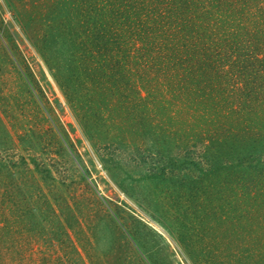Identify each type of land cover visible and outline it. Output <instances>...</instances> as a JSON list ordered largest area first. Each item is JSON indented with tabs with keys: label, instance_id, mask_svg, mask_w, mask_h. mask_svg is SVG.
<instances>
[{
	"label": "rangeland",
	"instance_id": "rangeland-1",
	"mask_svg": "<svg viewBox=\"0 0 264 264\" xmlns=\"http://www.w3.org/2000/svg\"><path fill=\"white\" fill-rule=\"evenodd\" d=\"M81 1L0 0L1 261L20 264L12 259L8 237L18 239L23 264H264V218L255 211L263 197L238 196L228 170H213L217 159L203 157L210 140L198 146L192 138L182 140L187 121L201 115L195 106L163 95L161 102L173 104L156 103L148 110L153 118L143 121L162 132L159 139L155 134L146 143L137 138V144H113L100 140V109L81 111L72 92L65 93L48 61L50 51L35 41L36 29L43 32L45 24L32 16L45 17L56 6L73 17L86 10ZM261 3L252 21H264ZM263 30L240 29L249 33L242 42L250 50L261 42V57ZM256 71L264 73L262 67ZM128 94L136 96L133 88ZM86 111L89 124L82 119ZM221 119L216 123L229 127L239 125L241 115ZM167 127H173L171 137L163 136Z\"/></svg>",
	"mask_w": 264,
	"mask_h": 264
},
{
	"label": "trees",
	"instance_id": "trees-1",
	"mask_svg": "<svg viewBox=\"0 0 264 264\" xmlns=\"http://www.w3.org/2000/svg\"><path fill=\"white\" fill-rule=\"evenodd\" d=\"M262 1L100 0L93 4L82 0L86 10L76 16L64 15L63 8L56 10L55 6L45 17L33 14L32 20L45 24L43 32L35 28V41L41 50L50 51L48 61L65 93L72 92L70 98L81 111L100 109L102 142L123 144L120 141L145 138L146 143L155 134L159 139L162 132L143 121L153 118L148 111L151 106L159 107L164 104L163 95L173 93L178 105L188 102L201 112L199 120H185L188 129L181 133L182 140L192 138L197 146L210 140L203 157L217 159L213 170H228L233 177L230 186L236 194L241 193L238 196L261 194L263 199L255 211L264 218V173L259 172L264 171V96L259 93L264 90V73L253 72L261 67L264 70V52L262 57L257 52L261 42L256 51L250 50L242 42L249 33L240 31L242 27L247 31L255 26L264 29V21H252L256 16L253 9L261 10ZM254 39L251 35L249 44ZM132 88L136 93L133 98L128 94ZM145 91L156 99L144 97ZM169 103L173 104L164 106ZM203 106L206 108L201 109ZM237 111L239 125L216 123L222 117L227 121L228 114L233 118ZM82 115L89 124L87 111ZM201 119L205 127L200 125ZM170 128L163 136L171 137ZM241 142L247 146L241 147ZM229 155L234 160H223ZM246 170L257 177L246 179ZM9 195L18 202L12 192ZM0 205V209L6 206ZM19 207L17 204L16 209ZM5 239L13 261L23 264L18 239ZM0 264H6L5 260L0 259Z\"/></svg>",
	"mask_w": 264,
	"mask_h": 264
}]
</instances>
